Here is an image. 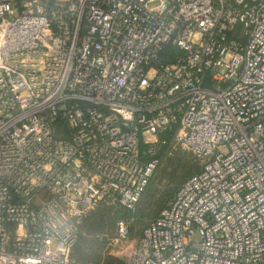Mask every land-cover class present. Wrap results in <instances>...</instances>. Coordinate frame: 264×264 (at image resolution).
Returning <instances> with one entry per match:
<instances>
[{
    "label": "built area",
    "instance_id": "2783aa9c",
    "mask_svg": "<svg viewBox=\"0 0 264 264\" xmlns=\"http://www.w3.org/2000/svg\"><path fill=\"white\" fill-rule=\"evenodd\" d=\"M199 172L124 264H264V0H0V264H74L81 219L133 211L160 135Z\"/></svg>",
    "mask_w": 264,
    "mask_h": 264
},
{
    "label": "rangeland",
    "instance_id": "374dc122",
    "mask_svg": "<svg viewBox=\"0 0 264 264\" xmlns=\"http://www.w3.org/2000/svg\"><path fill=\"white\" fill-rule=\"evenodd\" d=\"M167 146L169 150L163 154L164 156L161 164L149 181L145 193L138 203L140 205H137L136 212L133 216L134 221L130 227V237L132 240L138 239L142 228L156 215L163 203L166 205L168 197L171 196L175 187L188 178L196 169L188 162L189 159L191 160V158H189L190 153L180 149L175 138H173L172 141H168ZM172 147L174 149H172ZM196 162L198 165L201 163L198 159H196ZM102 207L106 206L104 205ZM113 210L115 209L109 212L100 211L96 213L92 220L93 223L90 221L85 226L84 239H82L81 245L82 252L84 249L85 254H97V245L94 239L96 235H105L108 241L102 252L110 254L111 248L108 244L113 235L115 223L128 215L122 212H113ZM82 252L79 250L75 251L74 257L76 260H78V258L84 259L82 256L85 254L83 255Z\"/></svg>",
    "mask_w": 264,
    "mask_h": 264
},
{
    "label": "trees",
    "instance_id": "16d2710c",
    "mask_svg": "<svg viewBox=\"0 0 264 264\" xmlns=\"http://www.w3.org/2000/svg\"><path fill=\"white\" fill-rule=\"evenodd\" d=\"M173 134L171 135H168V134H163V135H160V142L164 141V144H160L158 146V153H157V158H158V166L157 168L159 167V165L161 164L162 162V158H163V154H165V152H167L169 150V147L167 146V142L168 141H172L173 140ZM177 148V147H175ZM172 149H174L172 147ZM172 152V150H171ZM189 158H191V160L189 159L188 162H190L191 166L195 167V171H193V173H191V175L186 178L183 182H181L177 187H175V189L173 190V193L171 194L170 197H168V201L165 205V203H163V205H161V207L159 208L158 212L156 213V215L154 217H152L148 222L147 224H145V226L143 228H145L158 214L159 212L162 210V209H165L167 208L170 203L172 202V200L174 199V196L178 190V188L186 181L188 180L191 176L195 175L196 173L199 172V169H200V165L197 164L196 162V159L195 157H193L191 154H189ZM156 168V170H157ZM155 170V171H156ZM155 173V172H154ZM154 175V174H153ZM153 177V176H152ZM151 180V179H150ZM149 184V183H148ZM148 186V185H147ZM146 190V189H145ZM145 193V191H144ZM144 193L142 194L141 197H143ZM140 197V199H141ZM139 199V201H140ZM138 201V203H139ZM136 204L135 208L133 211H130V210H127L125 208H123L122 206H120L117 202L115 201H107V202H104L102 203L96 210H94L93 212H90L88 214H86L82 219H81V224H80V233H79V237H78V241L76 243V245L74 246L73 250H72V254H71V258H72V261L74 264H87V263H93V264H124L120 261H118L117 259H115L113 256H111L110 254H105L102 252L104 246L107 244V238L105 235H96L95 237V243L97 245V254H85L84 252V249H83V252H82V248H81V245H82V239H84V229H85V226L94 218L95 214L100 212V211H106V212H109L111 211L112 209H115L113 210V212H117V213H126L128 215H126L125 217L121 218L120 220H125L128 222V225H129V232H130V227H131V224L132 222L134 221V214L136 212V208H137V205L139 206L140 204ZM106 206V207H102V206ZM102 207V208H101ZM101 209V210H100ZM119 220V221H120ZM118 222V221H117ZM116 222V223H117ZM93 223V222H92ZM116 223H115V226H116ZM142 228V229H143ZM142 231V230H141ZM81 251L83 253L84 256V259H81V258H78V260H76V258L74 257V254H75V251Z\"/></svg>",
    "mask_w": 264,
    "mask_h": 264
},
{
    "label": "crops",
    "instance_id": "0c3cea01",
    "mask_svg": "<svg viewBox=\"0 0 264 264\" xmlns=\"http://www.w3.org/2000/svg\"><path fill=\"white\" fill-rule=\"evenodd\" d=\"M87 264H92V263H87Z\"/></svg>",
    "mask_w": 264,
    "mask_h": 264
}]
</instances>
